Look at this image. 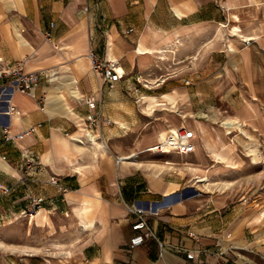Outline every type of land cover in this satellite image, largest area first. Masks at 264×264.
I'll list each match as a JSON object with an SVG mask.
<instances>
[{"label": "crops", "instance_id": "1", "mask_svg": "<svg viewBox=\"0 0 264 264\" xmlns=\"http://www.w3.org/2000/svg\"><path fill=\"white\" fill-rule=\"evenodd\" d=\"M227 41L245 47L228 52ZM90 51L116 60L121 79L105 82ZM252 53L264 59V0H0V70L44 73L32 91L9 95L11 76H0V264H60L45 253L51 236L73 264H264V215L255 220L242 198L212 189L223 166L202 135L224 141L218 148L228 139L220 128L192 121L193 162L173 173L126 160L135 152L114 163L107 153L114 141H130L128 152L163 137L161 121L150 126L162 104L154 93L204 114L214 106L206 93L223 91L210 78L222 61L238 54L252 75ZM232 111L241 121L257 115L249 104ZM136 208L157 239L131 248ZM15 246L42 253L18 259Z\"/></svg>", "mask_w": 264, "mask_h": 264}, {"label": "rangeland", "instance_id": "2", "mask_svg": "<svg viewBox=\"0 0 264 264\" xmlns=\"http://www.w3.org/2000/svg\"><path fill=\"white\" fill-rule=\"evenodd\" d=\"M231 34L234 35L232 32ZM235 35L238 36L239 33L237 32ZM225 39H227V36ZM228 43L227 41L225 49H228V52L232 53L234 49L236 51H234L235 53H239V50L245 47L242 42L238 43L236 47L232 43L229 47ZM168 50L170 49H163L162 51ZM162 51L161 53H163ZM250 62L252 75L244 73L243 64L238 54L235 60L222 61L220 75L211 76L210 78L222 84L223 91L206 93V100L212 102L214 106L208 111L206 110L201 116L190 112L185 113V119H183L181 114L184 112L181 110H184V99L180 100L179 96L176 97V107H173L172 103L164 100L161 101L163 93H154L160 99L158 104H162L152 108L151 117L154 123H151L150 126L161 121L165 126L163 130L166 131L172 125L165 115L171 113L176 117L177 124H185L188 127L192 121L200 119L211 122L214 128H220L225 135L227 133L228 139L226 140V144L218 148L217 146L223 144L224 141L213 140L209 137L215 145L212 151L208 149L209 153L215 155L211 156V163L213 165L223 166V171L219 173V178L221 179L214 184V188L212 189L226 191L235 197L242 198L247 202L252 211L256 212L254 216L256 215L255 220H257L258 217L264 214V59L259 58L257 53H252ZM229 63H231L230 66ZM194 65V68L199 67L196 66L197 64ZM227 67H229V70ZM227 71H232V73L226 74ZM169 72L168 67L164 68L163 74ZM165 77L172 79L169 75H162L161 79H165ZM200 79L202 78L200 77ZM145 83L149 84L147 81ZM62 99L65 101V97L62 96ZM248 104L252 106L257 114L254 118L241 121L237 116H234L232 109L238 110L241 106ZM129 144L131 142L128 140L114 141V146H110L107 152L110 155L109 159L114 163L116 157L135 152L134 156L131 155L126 160H134V163L146 165V167L151 168V172L153 171V173L158 175L173 173L174 171L180 170L183 166H191L193 162L192 159L185 157V155L163 154L151 151L150 148L152 145L147 150L145 148H135L131 151L123 152L122 150H126ZM118 159L121 161L120 158ZM219 160L220 162H217ZM49 243L50 250L45 251V253H47V257L52 263L57 261L60 264H73V253L72 251H68L69 248L65 247L66 244L59 243L52 236L50 237ZM2 244L0 242V245ZM15 248L17 249L18 259L26 257L25 254L28 253H42L36 247L32 248L33 250L30 252H25V246H15Z\"/></svg>", "mask_w": 264, "mask_h": 264}, {"label": "built area", "instance_id": "3", "mask_svg": "<svg viewBox=\"0 0 264 264\" xmlns=\"http://www.w3.org/2000/svg\"><path fill=\"white\" fill-rule=\"evenodd\" d=\"M250 40V38H242V41L247 44L250 42ZM88 56L91 60L92 69L101 75L105 82L113 83L121 79L122 69L116 60L97 57L92 51L89 52ZM6 73L11 76L9 85H7V95H9V93L13 90L27 92L32 91L35 85L40 81L41 76L44 74L42 71L25 72L20 66H17L16 68H10L7 72L0 70V76ZM135 80L142 86L147 85L145 83L146 81L140 75H137ZM135 90H137V88H135ZM8 108L14 111L13 105H8ZM35 127L36 126L34 125L28 127L23 132L17 133L16 137H21L23 133L34 131ZM194 135L195 131L191 128H188L185 124L168 127L163 137L159 139V141L154 144L150 150L158 153L172 152L178 155H187L195 148V143L193 141ZM28 160L31 164L32 159L29 158ZM27 167L30 168V165L27 164ZM6 190L7 188H5V191ZM133 213L136 215V218L131 225L134 231L133 235L129 239V246L131 248L140 245L146 239L156 238L152 227L147 221L144 210L142 208H136L133 210ZM158 242L160 245H162L160 241Z\"/></svg>", "mask_w": 264, "mask_h": 264}, {"label": "bare ground", "instance_id": "4", "mask_svg": "<svg viewBox=\"0 0 264 264\" xmlns=\"http://www.w3.org/2000/svg\"><path fill=\"white\" fill-rule=\"evenodd\" d=\"M181 116L183 117V119H185V118H184V117H185V113L181 114ZM171 127H174V126H171ZM202 138H203L204 143H206V145H207V147H208L207 149H210V150L212 151L215 145L211 142L209 136H207L206 134H203V135H202ZM150 149H151V148H150ZM222 158H224V157H222ZM202 179H204V178H202ZM263 215H264V214H263ZM86 225H87V224H85L84 226L86 227Z\"/></svg>", "mask_w": 264, "mask_h": 264}]
</instances>
